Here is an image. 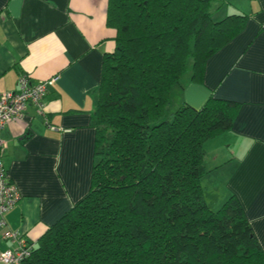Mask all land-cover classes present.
Returning a JSON list of instances; mask_svg holds the SVG:
<instances>
[{"label": "trees", "instance_id": "1", "mask_svg": "<svg viewBox=\"0 0 264 264\" xmlns=\"http://www.w3.org/2000/svg\"><path fill=\"white\" fill-rule=\"evenodd\" d=\"M207 0H109L115 49L104 57L91 187L23 264H264L241 201L219 209L202 185L205 145L232 130L241 104L211 96L174 106L191 72L244 29ZM175 108V111H172Z\"/></svg>", "mask_w": 264, "mask_h": 264}, {"label": "crops", "instance_id": "2", "mask_svg": "<svg viewBox=\"0 0 264 264\" xmlns=\"http://www.w3.org/2000/svg\"><path fill=\"white\" fill-rule=\"evenodd\" d=\"M207 1L217 20L245 17L244 29L208 60L202 82L184 76L172 104L200 108L212 95L241 104L232 130L205 146L206 164L214 166L207 179L238 197L264 251V0ZM108 6L0 0V94L16 91L22 74L52 81L43 113L29 105L0 132L4 164L20 192L5 215L7 228L34 245L91 187L103 62L115 49ZM4 232L0 254L16 246Z\"/></svg>", "mask_w": 264, "mask_h": 264}, {"label": "built area", "instance_id": "3", "mask_svg": "<svg viewBox=\"0 0 264 264\" xmlns=\"http://www.w3.org/2000/svg\"><path fill=\"white\" fill-rule=\"evenodd\" d=\"M49 84H52V81L34 82L30 75L22 74L18 79L16 91L0 94V132L6 125L21 118L29 105H35L43 113ZM19 200L20 192L9 179L3 159L2 143L0 142V228H5L3 239L16 244L15 248L0 254V260L3 264H23L31 256V247L27 245L20 232L7 228L5 219L6 213Z\"/></svg>", "mask_w": 264, "mask_h": 264}, {"label": "rangeland", "instance_id": "4", "mask_svg": "<svg viewBox=\"0 0 264 264\" xmlns=\"http://www.w3.org/2000/svg\"><path fill=\"white\" fill-rule=\"evenodd\" d=\"M190 73L191 72L187 73L186 75H188ZM181 83H182V81H181ZM172 111H175V108ZM205 149H206V147H205ZM212 163H211V165L209 164V166L206 164V169H207L209 174L212 173L211 170H214V166L212 165ZM207 178H209L208 174L202 179V185L204 187H207L210 190V192H212L213 190L217 192V194H218V198H217L218 202H217V205L215 207V209L217 210V209L221 208V206L230 198V195H227L226 191H224L223 188L221 189L220 187H218L217 189H214L215 186H217L216 185L217 183H215V181H213L214 184H209V181H208L209 179H207ZM212 178H214V177L212 176Z\"/></svg>", "mask_w": 264, "mask_h": 264}]
</instances>
